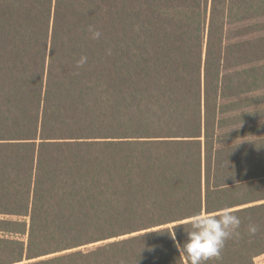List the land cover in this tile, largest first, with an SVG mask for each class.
<instances>
[{"label":"trees","instance_id":"16d2710c","mask_svg":"<svg viewBox=\"0 0 264 264\" xmlns=\"http://www.w3.org/2000/svg\"><path fill=\"white\" fill-rule=\"evenodd\" d=\"M224 207L257 264L264 0H0V264H187Z\"/></svg>","mask_w":264,"mask_h":264},{"label":"clouds","instance_id":"9594fccd","mask_svg":"<svg viewBox=\"0 0 264 264\" xmlns=\"http://www.w3.org/2000/svg\"><path fill=\"white\" fill-rule=\"evenodd\" d=\"M92 31V26H89ZM99 31L93 33L94 38H98ZM86 62V57H81L77 61V67ZM183 226L185 237L183 242L177 239L176 229ZM240 218L235 214V210L224 207L215 212L199 211L192 214L187 220L169 226L171 238L176 243V247L181 256L187 258V264H207L209 260L220 259L222 250L228 240L240 236ZM258 227L249 224L248 233L254 236Z\"/></svg>","mask_w":264,"mask_h":264},{"label":"rangeland","instance_id":"374dc122","mask_svg":"<svg viewBox=\"0 0 264 264\" xmlns=\"http://www.w3.org/2000/svg\"><path fill=\"white\" fill-rule=\"evenodd\" d=\"M95 244H91L89 246L83 247V249H89L93 248ZM256 263L257 264H264V254L256 258Z\"/></svg>","mask_w":264,"mask_h":264}]
</instances>
